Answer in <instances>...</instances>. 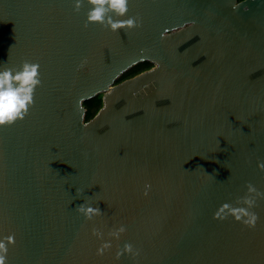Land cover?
Returning <instances> with one entry per match:
<instances>
[{"label":"water","instance_id":"obj_1","mask_svg":"<svg viewBox=\"0 0 264 264\" xmlns=\"http://www.w3.org/2000/svg\"><path fill=\"white\" fill-rule=\"evenodd\" d=\"M90 2L0 0V63H38L42 81L0 126L10 264H264V198L254 227L222 207L264 192V0H130L115 18L141 26L116 32L85 27Z\"/></svg>","mask_w":264,"mask_h":264},{"label":"clouds","instance_id":"obj_2","mask_svg":"<svg viewBox=\"0 0 264 264\" xmlns=\"http://www.w3.org/2000/svg\"><path fill=\"white\" fill-rule=\"evenodd\" d=\"M73 3L74 10L79 11L84 0H73ZM129 3L130 0H91L86 13L85 27L89 22L107 26L113 32L124 27H140L141 20L139 16H128L126 19L115 18L126 16ZM167 30V27H165L164 32H167ZM164 32L160 33L161 39H164ZM7 64L8 61L0 63V126L9 125L23 119L28 114L30 107L34 105L35 89L42 84L38 63L25 60L19 66H6ZM258 167L264 169V161H258ZM257 197L264 198V192L259 191L249 183L246 195L240 198L243 204L238 206L228 202L224 203L222 207L227 209L225 218L228 215H234L235 219L254 227L257 215L251 211V208L256 204ZM76 209L88 220L103 214L98 206L85 203V201L78 205ZM126 230V226L120 224L118 227L111 229L108 236L119 239L120 234ZM93 235L101 241L100 246L96 249V255L103 256L105 251L111 247V240L104 239L105 233L99 229L94 228ZM14 243V234L0 238V264H10L8 258L9 245ZM123 251L130 252L134 256L140 255V249L134 250L133 246L128 243L124 245Z\"/></svg>","mask_w":264,"mask_h":264},{"label":"trees","instance_id":"obj_3","mask_svg":"<svg viewBox=\"0 0 264 264\" xmlns=\"http://www.w3.org/2000/svg\"><path fill=\"white\" fill-rule=\"evenodd\" d=\"M150 64L151 63H149V62H143V63L136 65L135 67L130 69L127 73H125V75L122 77L121 80L132 77V76L148 69L149 68L148 66H150ZM98 99L99 98H94V99H91L85 103L86 107L88 108L87 119H90L91 117H93L98 112V110L101 108L99 106ZM98 106H99V109H98ZM96 110H97V112H95Z\"/></svg>","mask_w":264,"mask_h":264},{"label":"rangeland","instance_id":"obj_4","mask_svg":"<svg viewBox=\"0 0 264 264\" xmlns=\"http://www.w3.org/2000/svg\"><path fill=\"white\" fill-rule=\"evenodd\" d=\"M153 65L152 64H150V66H148L149 68H151ZM148 68V69H149ZM96 98H99L98 99V102H99V106L101 107L102 106V104H103V101H102V95H99V96H97ZM99 106H98V109H99ZM97 109V110H98ZM97 110L95 111V112H97Z\"/></svg>","mask_w":264,"mask_h":264}]
</instances>
